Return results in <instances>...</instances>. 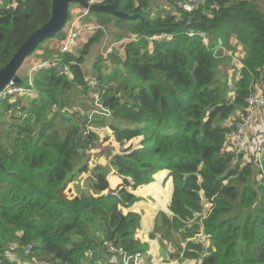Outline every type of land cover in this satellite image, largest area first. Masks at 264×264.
I'll return each instance as SVG.
<instances>
[{"label": "trees", "instance_id": "16d2710c", "mask_svg": "<svg viewBox=\"0 0 264 264\" xmlns=\"http://www.w3.org/2000/svg\"><path fill=\"white\" fill-rule=\"evenodd\" d=\"M176 1L121 0L119 10L141 16L100 19L115 24L117 46L94 63L95 80L87 78L83 64L105 31L93 33L78 54H60L40 43L34 52L41 59L58 57L70 73L47 68L35 72L33 84L28 75L23 78L18 86L34 91L24 103L32 112L24 125L19 123L24 108L15 111L24 96L0 100L10 118L8 130L0 123V264H118L111 261L109 247L151 264L149 242L135 236L142 216L124 209L144 200L136 190L156 181L162 170L173 184L169 212L160 211L151 236L157 233L163 245L172 244L171 259L264 264V152L260 164L245 160L229 137L248 114L255 84L264 81V10L258 0H202L192 12H177ZM51 9L52 0H0V68L49 20ZM161 33L170 37L153 39ZM235 42L245 56L240 75L229 83L219 78L218 68L223 49L235 48ZM92 86L99 93L95 100L110 112L113 138L99 154L107 155V168L90 167L98 137L91 132L84 138V119L64 110L70 91L87 94ZM57 125L65 130L53 142L56 131L49 139L45 135ZM259 133L264 130L251 127L247 134ZM134 138L140 141L127 144ZM83 155L76 167L74 160ZM113 169L122 182L111 189ZM86 172L89 189L79 179ZM104 191L113 200L110 211L101 214ZM203 198L210 207L200 224L196 214ZM202 231L213 244L207 252L202 242L192 240Z\"/></svg>", "mask_w": 264, "mask_h": 264}, {"label": "rangeland", "instance_id": "374dc122", "mask_svg": "<svg viewBox=\"0 0 264 264\" xmlns=\"http://www.w3.org/2000/svg\"><path fill=\"white\" fill-rule=\"evenodd\" d=\"M258 2H259V5L262 7V10H264V0H258ZM79 8L82 9L84 7L79 5V3L69 4L68 23L69 21L73 19L74 15L77 13ZM86 19L92 22L100 21V19L114 21L115 17L109 13L99 14V13L91 11L89 15L86 17ZM68 23H66L62 31H60L61 33L59 36L55 35L52 38L46 39L43 45H46V47L49 49L55 48V47L59 49L60 43H62L67 37ZM105 25L107 26V32L105 33V35L102 37V39L99 42H97L91 47V50L86 57V62L83 64L84 72L87 75L88 79L95 80L94 63L98 61L99 56L106 57L107 56L106 54L108 53L107 50H110L112 48L113 51L112 50L111 51L114 52L115 47L117 46L116 45L117 43L114 41L115 40L114 32L112 31L115 27V24L113 22L111 23L107 22ZM91 35L92 33H88V32L81 34V36L79 37V40L75 44V46L77 45L76 48L75 47H74L75 49L73 48L74 53H77V54L79 53L77 51L79 50V48L83 46V43ZM235 45H236L235 48H224L223 49L224 56L221 55V57L223 58V61L221 62L218 68L219 78L227 77L229 83H233V80H235L240 75L239 72L237 73V69L239 68L241 69V67L243 66L242 58L245 56V49L242 48L241 44L237 43ZM41 58L43 57L39 55V51L33 52L31 55H29L25 60L26 62H24L22 66L19 68V71H18L19 75H21L25 79H28L27 75L30 71V65L36 63ZM69 73L70 72L68 71V74ZM17 85L18 84H14L10 86V88L14 89L15 87H17ZM23 87L25 88V85H23ZM95 90H96V87L92 86L86 94L85 89H79V88L73 89L66 96L67 106L64 108V110L68 111L69 113L78 112V114H80L78 115V117H82L84 119V121H82V119L79 118L83 123L82 131L86 132L83 135L84 138L87 137L91 132H95V134L98 137V140L96 141L95 146H91L92 147L91 153H93V155L92 157L90 156V159H89L90 167H94L97 164V165H100V168L102 167L107 168L108 166H111L109 163V159L107 158V155L105 154L99 155V154L102 148H107V146H110L111 139L113 138V134L109 126L111 122V120L109 119L110 113L104 112L103 115H101V113H97L99 111H102V106L97 105V101L95 99H98L97 96L99 93H96L97 91ZM26 92H27L26 90L23 92L24 93L23 100L18 102V104L16 105V109H15V111H17L19 110V108H24V111H20L22 118L20 119L19 123L22 125L25 124V118L27 116L28 117L32 116V112H30L29 110H26L27 106H25L24 104L26 99H29V94H31V92L28 94ZM14 95H16V93H14ZM14 95L11 98L12 102L15 101ZM23 112H25V114H23ZM7 113H8L7 107H5L4 104L0 103V123L3 124L2 130H8L9 128L10 118ZM85 113L88 115L87 117H85L84 115ZM96 113L100 115H96L95 117L94 115ZM47 117L49 118V120H55V122L61 123L58 120V117L54 119L52 114H48ZM102 117H105L107 119H102ZM257 119L258 117L255 118L253 127H255V130H264V126H263L264 122L260 124L259 127L256 128ZM89 122L91 123L88 124ZM41 124H42L41 122H38L37 126ZM63 124L65 128H67V125L64 122ZM56 127L57 128H53L50 133L45 135V137L48 138V135H51L54 131H56L58 133V139L54 140L53 142H58L59 139H61V132L65 130V129L60 128L59 125H57ZM106 136H109L110 139H106ZM139 141H140L139 138H134L131 141H129L127 144L138 143ZM256 142H257V138H255V144L250 146L252 151H254ZM113 145L115 146L116 150L120 148L119 144H117L116 142H114ZM88 150L89 149L86 150V155H88L87 153ZM84 156L85 155L80 156L77 160H74L73 163L75 164L76 167H79L82 164V159L84 158ZM245 160H247V158H245ZM88 174L89 172H86L79 178L80 183L83 185V189L90 188V181L88 180V176H89ZM113 178H114L113 175L109 173L108 179H109L110 185L114 180ZM157 180L158 182H151V183L145 184L143 185L141 189L136 190V193L142 195L144 197V200H142L140 203L136 204L135 206L131 208L124 209V212H128L129 209H133L142 216V227L135 230V236L139 241L147 240L149 242L151 246L149 249V254L153 255L154 258L156 259V262L155 263L151 262V264H164L165 262H171L172 264H193L192 261L187 260V259L183 260L182 257H176L174 259H171L173 255L170 256V253L174 250V247L172 246V244L168 243L167 245H163L161 242L158 241L159 236L157 233L154 236H151V233H152L151 230L154 228L156 218L161 211L158 209L166 207V211L169 212L168 206H166L167 205L166 202L171 198L172 187H173L171 179L168 177L167 173L166 175L159 173L157 175ZM112 186L114 189L116 187V184L112 183ZM72 187H73L72 189V192H73L76 190L73 182H72ZM66 191H68V188L66 189ZM102 194H105L107 196L100 210V213L104 214L106 211H110L111 209L110 204L113 200V197L110 196V193L108 191H104ZM209 204L210 203L207 202L205 198L202 199L203 209L201 212L196 214V221L198 223L201 224L202 218L206 215L209 209V206H210ZM131 219L132 218L130 217L129 220ZM95 222H99V221L95 220ZM128 228L129 229L134 228L132 222H129ZM192 240L196 242H202L206 248V252L213 245L212 240L210 239L208 234H206L204 231L197 234ZM18 260L22 262L19 258ZM115 260L119 261L118 264H131V260L129 259L128 256L126 257L122 256L120 259L117 256L111 257V261H115ZM137 263L139 264L138 261Z\"/></svg>", "mask_w": 264, "mask_h": 264}, {"label": "built area", "instance_id": "2783aa9c", "mask_svg": "<svg viewBox=\"0 0 264 264\" xmlns=\"http://www.w3.org/2000/svg\"><path fill=\"white\" fill-rule=\"evenodd\" d=\"M91 4H105V0H88ZM202 0H177L175 6L173 7L174 10L179 12V10L185 11V12H192L196 8H199L201 5ZM80 5V4H79ZM91 12L88 8H82L78 9L77 13L74 15L73 19L69 21L68 18L66 23H68V34L66 39L60 43L58 52L60 54H64L66 52L74 51L76 48L75 44L79 40V37L82 33H95L100 30H103L107 32V26L104 23H101L99 21L92 22L90 20H87L86 17ZM179 14V13H178ZM65 23V24H66ZM205 36V33H202ZM190 35H193V33H190ZM170 35L167 33H161L153 37V39H167ZM204 42L207 44V40L205 39ZM75 47V48H74ZM74 48V49H73ZM111 50V49H110ZM47 68H54L59 74H63L68 72L67 67H63L60 64V60L58 57L56 58H48V59H40L36 63L30 65V71L28 73V76L30 78V83L33 84V74L38 71L39 69H47ZM264 77V76H263ZM264 80V79H263ZM262 80V81H263ZM15 83H11L7 88H5L3 91L0 92V100L2 98H5L9 94L14 95V98L17 96H24V91L26 90L27 94L32 93L33 88H24L21 86L15 87L14 89H11L10 86L14 85ZM256 90L252 92L248 99L249 107H248V114L244 118V120L238 122L236 124V128L233 129L229 135L230 139H233L234 143L236 144V147L238 148L239 152L244 153V157L247 158L248 161H254L257 164H260L262 162V154L264 152V133L263 134H255L254 138H250L248 133V130L253 127V123L255 118L259 117L260 115H264V81L261 84V82H257L255 84ZM22 93V94H21ZM97 105H101L97 101ZM102 106V105H101ZM106 113L109 112L108 110L104 109L102 106V111H99L97 113ZM96 113V114H97ZM110 113V112H109ZM86 132L83 131V135ZM255 138H257L256 146L254 148V151L251 150L250 146L255 144ZM120 253L123 257L128 256L131 261H134L137 263L141 260L138 259L137 256L132 255H126V253L120 249Z\"/></svg>", "mask_w": 264, "mask_h": 264}, {"label": "water", "instance_id": "95a60500", "mask_svg": "<svg viewBox=\"0 0 264 264\" xmlns=\"http://www.w3.org/2000/svg\"><path fill=\"white\" fill-rule=\"evenodd\" d=\"M121 0H114L113 3L91 4L88 0H52L51 16L47 22L37 28L20 45L10 61L0 68V92L11 83L22 84L24 79L18 71L26 58L31 55L37 46L48 38L54 37L63 29L69 16V4L79 3L82 7L88 8L96 13H110L121 20L135 19L141 16L139 13H128L119 10Z\"/></svg>", "mask_w": 264, "mask_h": 264}, {"label": "crops", "instance_id": "0c3cea01", "mask_svg": "<svg viewBox=\"0 0 264 264\" xmlns=\"http://www.w3.org/2000/svg\"><path fill=\"white\" fill-rule=\"evenodd\" d=\"M25 62H26V61H25ZM30 63H31V62H30ZM30 63H29V64H30ZM27 96H28V95H27ZM263 121H264V118H263V117H261V119L258 117L256 128L259 127V125L262 124ZM110 173L113 175V177H114V175L118 177L117 180H115V179L113 178L114 180H113V182H112V183H115L116 186H117V185L121 182L120 177H119L118 175L115 174L114 169H113ZM159 173H160V174H163V175H166L167 172H166L165 170H162V171H159L158 173H156V175H155V177H156V181H154V182H158V180H157V175H158ZM170 179H171V178H170ZM171 182H172V180H171ZM112 183H111V185H110V188H111V189H113ZM141 188H142V187H141ZM141 188H140V189H141ZM138 190H139V189H138ZM169 202H170V199L166 202V203H167L166 206L169 205ZM158 210H166V207L160 208V209H158ZM158 210H157V211H158ZM144 241H146V240H144ZM148 256H149V257L152 256L151 261H152L153 263L156 262V259L154 258L153 255L148 254Z\"/></svg>", "mask_w": 264, "mask_h": 264}, {"label": "clouds", "instance_id": "9594fccd", "mask_svg": "<svg viewBox=\"0 0 264 264\" xmlns=\"http://www.w3.org/2000/svg\"><path fill=\"white\" fill-rule=\"evenodd\" d=\"M210 205V204H209ZM210 207V206H209ZM209 210V209H208ZM122 249V248H120ZM120 249H115L113 247H109V251L112 252V257L113 256H117L119 259L122 257V254L120 253ZM126 255H130V254H127ZM193 262V261H192Z\"/></svg>", "mask_w": 264, "mask_h": 264}]
</instances>
